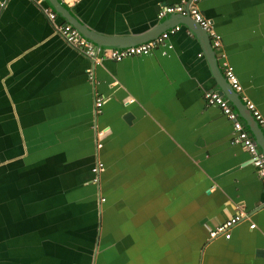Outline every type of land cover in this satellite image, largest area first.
<instances>
[{
	"label": "crops",
	"instance_id": "0c3cea01",
	"mask_svg": "<svg viewBox=\"0 0 264 264\" xmlns=\"http://www.w3.org/2000/svg\"><path fill=\"white\" fill-rule=\"evenodd\" d=\"M5 1L0 264H264L263 178L205 96L221 92L264 155V132L225 95L216 70L231 64L242 102L264 115V0H198L220 48L191 17H158L160 5L187 0H60L123 45L180 25L144 55L117 61L96 46L99 62L60 35L56 24L67 21L50 20L47 0ZM239 209L248 218L231 237L210 238Z\"/></svg>",
	"mask_w": 264,
	"mask_h": 264
},
{
	"label": "built area",
	"instance_id": "2783aa9c",
	"mask_svg": "<svg viewBox=\"0 0 264 264\" xmlns=\"http://www.w3.org/2000/svg\"><path fill=\"white\" fill-rule=\"evenodd\" d=\"M198 0H187L186 3L177 4H162L159 7L158 17H164L167 14H179L182 16L191 17L196 21L200 27L207 33L213 47L220 48L222 46V39L220 34L214 28L212 22L202 13L198 4ZM6 6L5 0H0V15ZM44 12L48 15L50 20L55 21L58 13L52 7H44ZM180 29V25H174L161 32L157 37L148 39L146 41L132 44L124 47H112L102 49V56L110 59L120 61L127 57L144 55L152 51V49L157 46L164 44L170 35L176 33ZM56 30L60 35L66 40V42L79 47L84 51V53L89 57L93 58L95 61H100L98 57L100 48L80 34L79 30L75 28L72 24L65 22L62 24H56ZM89 77L93 78V73L88 70ZM224 75L230 85L236 91L242 90V84L233 68L229 63H225ZM206 99L209 104L219 105L225 115L233 122V127L235 135L232 138L233 143H241L246 146L250 154L252 155V163L257 167L259 175L264 181V155L259 151L255 140L249 135L248 131L244 128L243 123L239 118L238 112H236L228 100L223 96V94L217 90H209L205 93ZM103 99L100 96L96 97L95 105L98 111L101 110L103 105ZM247 108L250 110L251 114L259 124L260 128L264 132V115L260 109L257 108L254 102L248 100ZM103 163L99 162L93 167V172L98 173L103 170ZM248 218V214L244 209H239L229 218L225 219L221 223L213 226L209 231L210 238L224 237L229 239L231 237L232 228L239 222ZM251 228L255 227V223H251Z\"/></svg>",
	"mask_w": 264,
	"mask_h": 264
},
{
	"label": "water",
	"instance_id": "95a60500",
	"mask_svg": "<svg viewBox=\"0 0 264 264\" xmlns=\"http://www.w3.org/2000/svg\"><path fill=\"white\" fill-rule=\"evenodd\" d=\"M47 2L52 6V8L70 24H72L75 28H77L84 37H86L88 40L92 41L97 47H106V48H112V47H124L132 45L131 43L123 45L119 43V41H114V39H111L109 37H104L101 35H98L97 33L93 32L90 28H88L84 23H82L77 17H75L64 5L60 2V0H47ZM202 29V28H201ZM204 34L205 31L202 30ZM153 38V37H152ZM209 39V38H208ZM148 40V39H147ZM140 43V42H139ZM135 44V43H134ZM209 47V46H208ZM211 55L214 56V50L212 47L209 48ZM216 59V58H215ZM216 62V60H215ZM216 70L218 74L221 76V82L220 85L223 87L225 95L234 102V105L238 108L241 115L244 116L249 123L253 124L254 131L259 135L260 126L251 114L250 110L244 105L242 102V99L240 98L239 94L236 90L233 89V87L229 84L228 80L225 78V76L221 73L220 67L216 64ZM127 118V117H126ZM256 125V128H255ZM262 131V130H261ZM263 133V131H262ZM261 134V132H260ZM264 137V133H263ZM260 138V135H259ZM261 139V138H260ZM262 144H260L263 152H264V138L260 141Z\"/></svg>",
	"mask_w": 264,
	"mask_h": 264
}]
</instances>
